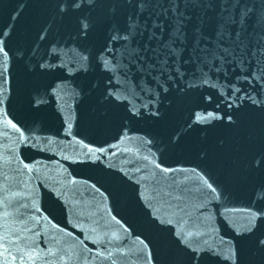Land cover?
I'll use <instances>...</instances> for the list:
<instances>
[{
  "label": "water",
  "instance_id": "1",
  "mask_svg": "<svg viewBox=\"0 0 264 264\" xmlns=\"http://www.w3.org/2000/svg\"><path fill=\"white\" fill-rule=\"evenodd\" d=\"M0 264H264V0H0Z\"/></svg>",
  "mask_w": 264,
  "mask_h": 264
}]
</instances>
